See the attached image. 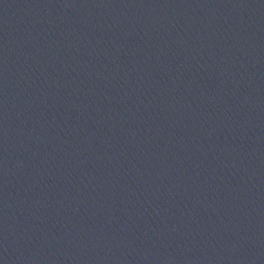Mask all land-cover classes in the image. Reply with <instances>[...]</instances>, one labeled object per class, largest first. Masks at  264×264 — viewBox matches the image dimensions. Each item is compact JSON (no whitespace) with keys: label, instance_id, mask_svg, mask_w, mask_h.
I'll return each instance as SVG.
<instances>
[{"label":"water","instance_id":"1","mask_svg":"<svg viewBox=\"0 0 264 264\" xmlns=\"http://www.w3.org/2000/svg\"><path fill=\"white\" fill-rule=\"evenodd\" d=\"M0 264H264V156L0 124Z\"/></svg>","mask_w":264,"mask_h":264}]
</instances>
